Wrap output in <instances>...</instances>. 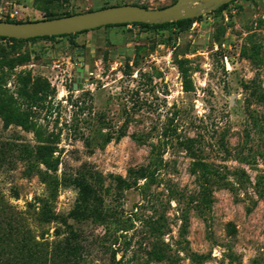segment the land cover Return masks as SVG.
Listing matches in <instances>:
<instances>
[{
	"label": "rangeland",
	"instance_id": "374dc122",
	"mask_svg": "<svg viewBox=\"0 0 264 264\" xmlns=\"http://www.w3.org/2000/svg\"><path fill=\"white\" fill-rule=\"evenodd\" d=\"M177 1L0 0V17ZM0 200L5 233L24 213L58 264H264V0L163 30L0 40ZM42 209L58 220L40 227Z\"/></svg>",
	"mask_w": 264,
	"mask_h": 264
},
{
	"label": "water",
	"instance_id": "95a60500",
	"mask_svg": "<svg viewBox=\"0 0 264 264\" xmlns=\"http://www.w3.org/2000/svg\"><path fill=\"white\" fill-rule=\"evenodd\" d=\"M235 1L237 0H178L173 6L161 10L128 5L40 22L0 21V38L32 40L77 35L109 26L179 23L203 18Z\"/></svg>",
	"mask_w": 264,
	"mask_h": 264
},
{
	"label": "trees",
	"instance_id": "16d2710c",
	"mask_svg": "<svg viewBox=\"0 0 264 264\" xmlns=\"http://www.w3.org/2000/svg\"><path fill=\"white\" fill-rule=\"evenodd\" d=\"M225 7L226 6H224L223 8ZM107 8L109 7H106L104 9H107ZM142 8H145V7H142ZM145 9H148V8H145ZM78 15H81V14H78ZM65 17H70V16L65 15V16L58 17V18L57 17L50 18L48 20L60 19V18H65ZM201 19L202 18L197 19V20H188V21H182L179 23H172V24L158 25V26H149V25H143V24H130V25H121V26H109L107 28L133 26V27H137V28L139 27L143 29L163 30V29H167L172 26H176L179 24H185L188 22H199L201 21ZM42 21H46V20H42ZM2 22L23 23L21 21H10V20H5V21L2 20ZM27 23H30V22H27ZM81 34H84V33H81ZM77 35H80V34H77ZM77 35L52 37V38H37V39H32V40H14V39H7V38H0V40L9 41L10 43L35 42V41H42V40H51L54 38H72ZM37 158L42 162L43 165H45L47 168H50V161L53 157H52V152L49 151V148L41 147L38 150ZM79 188H81L80 192H81V196L83 197V200L88 201L87 199H89L90 197H87V196L89 194L93 195L95 198H98L97 193L93 190L91 193L89 187L79 184ZM15 199L19 200V196L16 195ZM1 202L2 200H0V203ZM34 207L35 205H31V208H34ZM10 210L13 211L14 210L13 207H11ZM37 215H38V218L37 219L35 218L34 221L40 227L44 225L52 224L56 220H58L57 217L49 213L47 209H42L40 213L36 214V216ZM70 216L74 218V216H79V213L76 212V213L71 214ZM11 222L9 223V225H6V227H9V230L6 233L4 231V228L1 227L2 226L1 224H3V222H0V234H2L0 235V264H58V263H61L60 258H59V256H61V253L58 252L59 248L56 249V252L53 251L50 255H48L46 248L49 243L45 242L47 241L46 240L47 233L44 231L40 235H35L24 213L18 214V213L13 212V218ZM55 237L59 238L60 234L57 232L55 234ZM50 256H51V262L49 258Z\"/></svg>",
	"mask_w": 264,
	"mask_h": 264
},
{
	"label": "built area",
	"instance_id": "2783aa9c",
	"mask_svg": "<svg viewBox=\"0 0 264 264\" xmlns=\"http://www.w3.org/2000/svg\"><path fill=\"white\" fill-rule=\"evenodd\" d=\"M3 16H4L3 19L0 17V21H2V20L3 21H5V20L22 21L21 18H20L21 16H20V14L18 12L12 13L10 15L6 14V15H3Z\"/></svg>",
	"mask_w": 264,
	"mask_h": 264
}]
</instances>
